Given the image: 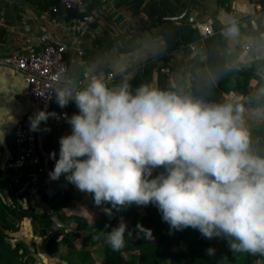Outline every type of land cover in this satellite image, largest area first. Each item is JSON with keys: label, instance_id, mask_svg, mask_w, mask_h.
Masks as SVG:
<instances>
[{"label": "clouds", "instance_id": "9594fccd", "mask_svg": "<svg viewBox=\"0 0 264 264\" xmlns=\"http://www.w3.org/2000/svg\"><path fill=\"white\" fill-rule=\"evenodd\" d=\"M239 35L230 21L225 38ZM53 97L60 108L74 103L78 111L65 114L70 133L59 138V158L50 154L51 180L64 176L109 217L113 210L153 205L170 231L192 228L206 240L226 239L234 254L264 256V155L252 148L243 104L208 103L149 84L133 91L128 80L110 88L98 77L82 88L59 86ZM0 110L11 117L0 123L2 143V126L14 118L7 107ZM251 114L264 118V109ZM55 115L37 111L30 130ZM129 236L121 218L103 241L118 252ZM149 237L152 230L138 225L136 238Z\"/></svg>", "mask_w": 264, "mask_h": 264}, {"label": "crops", "instance_id": "0c3cea01", "mask_svg": "<svg viewBox=\"0 0 264 264\" xmlns=\"http://www.w3.org/2000/svg\"><path fill=\"white\" fill-rule=\"evenodd\" d=\"M45 1L0 0V55L14 50L25 53L37 52L47 43L61 45L65 48L70 73L74 78L84 80L86 84L92 74L103 76L112 73L114 79L109 87L117 88L124 80L133 82L148 69L150 70L149 79H151L149 85L161 81L159 78L163 76L165 81L164 83L161 81V85L166 83L176 87L168 83V75L164 74L168 69L163 66H177L182 69L187 62H190V66L193 67L197 66L198 58L200 59L198 63L205 66L203 64L206 58L205 44L197 45L194 52L188 47L199 39V32L194 24L212 22L213 28L225 29L226 25L234 20L239 27L240 35L236 40L224 41L232 50L229 57L230 65L235 66V60L240 55L246 57L241 67L255 61L264 62V0H193L186 17L179 21H166L162 18L181 16L187 8L188 0H113L108 4L96 3L97 0H93L94 6L91 8L89 5L80 12L67 15L52 14L49 10L50 4L48 7ZM84 18L88 20L85 21ZM182 26L188 27L196 34V38L187 44L179 43L181 33L169 36L161 34L171 29L176 31V28ZM184 33L189 34L188 31ZM246 46L250 47L248 51L245 50ZM255 72L264 79V72ZM205 77L213 80L209 75ZM254 81L259 82L252 80ZM252 82L249 94L246 96L236 92L223 93L222 96L226 99L235 97L248 99L252 96ZM25 91L26 85L20 75L7 72L0 67V107H7L14 118L2 126L4 139L0 143V174L7 168L13 131L28 109V103L24 99ZM59 113L52 119L51 130L53 131L50 132L49 140L46 135L41 140V131H39V146L42 154L47 158H50L54 148L59 149L57 138L63 135L58 131L66 121L59 117ZM5 119H11V117L8 116L7 111L0 110V123H3ZM63 133L68 134V130L65 129ZM53 161L51 159L47 165L43 187L53 181L47 178ZM62 184L61 188L70 189L66 183ZM73 189L78 194L76 188ZM3 190L5 187L0 184V197L7 203H12L11 196L6 198L1 196ZM42 197L44 196L36 192L27 195L22 199L23 203L18 202V204L26 211L34 209L47 218L49 214H57L52 211V205L59 195L53 194L44 202L41 200ZM65 210L70 212L76 210L75 202L73 208H62L58 214L61 215ZM78 215L89 222L87 210ZM62 221L67 223L65 219ZM68 225L75 228L74 224ZM17 227V231L6 233L9 240L10 237L14 238V241H10L12 244L20 241L27 246L29 264H77L74 261L75 254L71 257L68 253L69 248L66 243L68 241L65 235H57L53 252L49 253L47 252L48 236L35 234L30 218L22 219ZM54 229H56L55 232L61 228L55 226ZM63 238L66 240L64 244ZM69 242L77 250L84 248ZM87 245L85 248L90 251L95 261L92 249L96 246Z\"/></svg>", "mask_w": 264, "mask_h": 264}, {"label": "trees", "instance_id": "16d2710c", "mask_svg": "<svg viewBox=\"0 0 264 264\" xmlns=\"http://www.w3.org/2000/svg\"><path fill=\"white\" fill-rule=\"evenodd\" d=\"M49 7V2L45 1ZM99 1H96V3ZM92 3L90 4L91 8ZM60 14H73L71 12H63ZM215 30L219 28L215 27ZM188 31V35L184 32ZM181 33L179 37V43L187 44L193 39L196 38V34L193 30H190L186 26L176 28V31L168 30L161 32L163 35ZM206 49V58L203 61L204 70L202 71L203 76H211L212 81L209 80L206 83L202 82L201 77H196L191 82V93L193 97L197 99V96L203 94L209 103H214L215 96L212 95L213 92L219 90L220 94L236 92L241 95H248L249 88L252 80H257L261 84H264V79L257 74L255 71L264 72V62H251L245 67L231 66L229 57L231 56L232 50L228 47L227 43L224 42L222 37L218 34L210 37L204 41ZM257 68V69H256ZM150 70L146 69L139 77H137L133 82H131L132 90L134 91L136 87L141 84H149ZM160 90L166 91H175L180 94L178 87L170 86L169 84H163L159 86ZM264 103V96H259L253 100V105ZM77 108L74 103H70L68 111L71 109ZM47 111L49 113H59L60 108L57 106L51 105ZM54 116L50 117L49 120L44 123V126L47 130L46 137L47 140L51 138V123ZM256 137H259L260 141H264V120L261 126L257 129ZM53 152H58L57 159L59 158V149H53ZM55 161L52 162L54 165ZM163 171V168L157 169L153 175L158 174ZM12 173L6 169H3L0 174V184L7 187L10 183ZM55 183H66L70 189L61 188L59 189L58 195L59 198L54 199L52 205V211L57 213L56 215L64 220L65 218L58 214V211L62 208H73L74 202L82 197L80 193H76L73 188V185L68 183L64 176ZM40 195L44 196L43 185L37 191ZM1 196L6 198L11 196L9 192L5 190L1 191ZM91 195H89L90 197ZM12 197V196H11ZM87 199V197H85ZM12 203H7L5 199L3 200L0 197V264H29L28 249L27 246L20 242L16 241L12 244L9 240V236L6 232L17 231V224L22 221L24 218H30L33 231L35 234H40L48 236L47 242V252H53V247L55 240L58 234L81 237L85 236L84 244L96 246L100 244L103 251V258L100 264H161V260L165 259L168 261V264H220L223 253H226L225 249L222 252H215L214 255L209 256L206 254V249L213 248L212 240L204 239L198 230L192 228L185 229L183 231H170V228L166 227L164 224L156 221L152 214L157 209L153 205L147 207H138L143 214H138L139 220H145L147 224V229L152 230V236L154 239L153 242L142 243L141 240H135L133 236L126 237V247L120 251H113L107 244L103 241L104 231H111L112 227H115V214L112 217L104 214V216L99 220L98 224L94 227L90 226L89 222L80 217L78 214H75V218H68V224H74L75 230L77 232H67L64 229H58L54 232V224L47 218L45 215L38 214L34 209L26 211L18 204V201L12 197ZM136 206V205H135ZM110 207V205H109ZM116 213V210H113ZM106 225L108 227H106ZM132 231V230H129ZM134 235V231H132ZM186 240L188 242V249L181 252H175L172 248L178 246L182 241ZM140 241V242H139ZM66 240H62L64 244ZM69 248V254L71 257L75 254L76 257H79L80 264H94L91 253L85 247L77 250L72 243L69 241L66 242ZM140 247V248H139ZM140 249L138 254V259L129 257L130 253L136 249ZM72 253V254H71ZM262 256H251L248 254H235L234 261L224 262L223 264H254V262L260 259Z\"/></svg>", "mask_w": 264, "mask_h": 264}, {"label": "built area", "instance_id": "2783aa9c", "mask_svg": "<svg viewBox=\"0 0 264 264\" xmlns=\"http://www.w3.org/2000/svg\"><path fill=\"white\" fill-rule=\"evenodd\" d=\"M50 4V12L59 15L63 12H80L88 8L93 0H46ZM100 4H108L113 0H97ZM85 21L88 18H84ZM73 21L75 19L73 18ZM195 28L199 32L197 42L189 44V49L196 51L197 45L218 34L224 41V29L215 30L212 22H196ZM46 40V38H44ZM249 46L245 50H249ZM0 67L7 72L20 75L26 85L24 99L28 103V109L15 127L12 135V148L7 157V170L12 173L11 181L5 187L19 203L27 195L35 194L45 183L47 165L51 161L45 157L39 146V131L30 130L29 117L39 110H46L51 106H58L55 101L54 92L59 86L74 84L78 88L86 87L84 80L72 76L69 64L65 56V48L61 45L45 44L37 52L25 53L20 50L10 51L0 55ZM110 86L114 74L107 73L103 76L92 74ZM68 107V106H67ZM67 107L60 108L59 117L66 121L65 114L70 117ZM42 123L40 125V129Z\"/></svg>", "mask_w": 264, "mask_h": 264}, {"label": "rangeland", "instance_id": "374dc122", "mask_svg": "<svg viewBox=\"0 0 264 264\" xmlns=\"http://www.w3.org/2000/svg\"><path fill=\"white\" fill-rule=\"evenodd\" d=\"M245 58H246L245 56L240 55L238 58H236L234 65L237 67L241 66V64L243 62H245ZM198 61H200L199 58L196 59L197 66L191 67L189 64L190 62H187L185 64V66L182 67V69H181V67H177V66H163L164 68L168 69V71H165L167 73H164L165 76L168 75V83L174 84L176 87H178L179 91L183 92L185 95H190L193 97V94L191 93V82H192L193 78H196L199 75V77H201V79H202V82L206 83L207 81H209L208 77H205L201 74L202 71L204 70V66L199 64ZM159 79H161V81L164 83L165 78H163V76H160ZM161 81H157L154 84H152L151 86L159 89V86L162 84ZM261 88H264V84H261L260 82H255V81L252 82V87H251V95L252 96H250V98H248V99H244L242 97H235L232 99H226L224 96H222V94H220L218 89L216 92H213L212 95L215 96V98H214L215 102L214 103H217V104L240 103V104H243L247 110H249L248 113H246L245 118H246V122H247V127L249 129V132H250V135L252 138V148L257 154L264 155V141H260L259 137H256L257 129L261 126L264 118H260L257 115L251 114V112L253 110L264 109V103H260V104L258 103L255 105L252 104L253 100H255L257 97L261 96L259 94V89H261ZM76 112L77 111L75 109L74 110L71 109L69 111V114L71 116L73 113H76ZM61 126H62L61 130L58 131L59 134L62 132V134L65 135L63 133V131L65 129L68 130V134L70 133L69 132L70 126L67 124V122L63 123ZM45 130H46V128L44 126H42L40 129L41 140H43L44 135H46ZM51 131H53V130H51ZM40 133H39V135H40ZM63 135H61V136H63ZM61 136H59L57 138L58 141H59V138ZM56 153L58 154V152H56ZM53 169H54V165L51 166L50 171ZM47 178H48V180L50 179L49 174L47 175ZM62 186H63L62 183H55V181L49 182L48 185L43 187L42 193L44 194V197H42L41 200L44 202L45 200L50 199V196H53V194H55V196H56L59 192V189H61ZM79 192L80 191H78V193ZM82 195L87 197V199H85V197L77 199L75 201L76 210H74L72 212H70L69 210L62 211L61 215L67 221L68 218H75V214H78V213L81 214L84 210H87V213H88L87 219L89 220V224H90V226L94 227L98 224L99 220L104 216V212L101 211V209L94 204V201H93L91 196L89 197V195H87L85 193H82ZM43 198H44V200H43ZM89 207H90V209H89ZM114 214H115V226L119 223L120 219L122 218L124 220V222L127 224L128 229L134 231V235H133L134 239L135 240H137V239L141 240V242L139 241L140 245L142 243L147 244L149 242L154 241V240L150 241V237L147 239L136 238L137 226L141 225L144 228H147V224H148L145 220H142V219L139 220L138 219V217H139L138 214H143V212L137 206L133 205L131 207L124 208L120 211H117ZM152 216L156 221H158L161 224H164L166 227L169 228V225L162 221L161 214L158 211V209H156L153 212ZM54 230H56V229H54ZM57 231H58V229H57ZM84 238H85V236H81L78 238L76 236L66 235V237H65V239L67 241H71V242L75 243V245L78 246L79 248L85 247V244L83 243ZM13 239H14L13 237H10L11 242L14 241ZM212 242H213V248L217 252L223 253V249L228 251L227 254L226 253L222 254L223 258L221 259L220 264H223L224 262H227V261L233 263V261H234L233 257L235 254L229 249L227 240L223 239V238H215L212 240ZM90 247H93V246H90ZM139 248L136 249L135 251H133L132 253H130L129 257L138 259V254L140 251ZM94 249H96V250H94ZM172 249L175 252L185 251L188 249V242L186 240H184L178 246H174ZM92 250L94 251L93 256H94V259L96 261V264L101 263L102 257H103V251H102L100 244H97L96 247H94ZM97 250L99 252H97ZM74 261L77 264H80L79 257L78 256L76 257V255L74 257ZM95 261H94V263H95ZM161 264H168V261H166L165 259H162ZM254 264H264V256H262L260 259L256 260L254 262Z\"/></svg>", "mask_w": 264, "mask_h": 264}, {"label": "water", "instance_id": "95a60500", "mask_svg": "<svg viewBox=\"0 0 264 264\" xmlns=\"http://www.w3.org/2000/svg\"><path fill=\"white\" fill-rule=\"evenodd\" d=\"M192 1L193 0H188L187 2V8L185 10V12L181 15V16H177V17H163L162 19L163 20H166V21H179V20H183L188 11L190 10L191 8V5H192ZM197 99H200L204 102H208V100L206 99V97L203 95V94H200L197 96ZM209 103V102H208ZM48 219L55 225L57 226L58 228H61V229H64L66 230L67 232H77L74 228H72L70 225L64 223L56 214H49L48 215Z\"/></svg>", "mask_w": 264, "mask_h": 264}]
</instances>
